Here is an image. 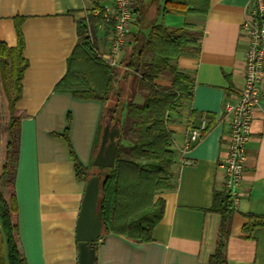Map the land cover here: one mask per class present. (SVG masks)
Segmentation results:
<instances>
[{
    "label": "crops",
    "instance_id": "0c3cea01",
    "mask_svg": "<svg viewBox=\"0 0 264 264\" xmlns=\"http://www.w3.org/2000/svg\"><path fill=\"white\" fill-rule=\"evenodd\" d=\"M111 1L0 0V40L15 46L16 22L20 21L27 60L21 95L15 104L23 113L14 189L19 237L28 264H77L74 232L86 181L76 179L70 149L83 166H90L107 112L103 115L105 105L100 100L75 98L54 86L64 75L78 40L77 21L96 4L105 6ZM137 1L143 0H131ZM251 9V0H209L205 14L163 16L167 26L190 24L191 31L197 33V49L184 52L177 62L192 87L183 102L184 118L169 123L175 142V187L156 195L163 199L164 207L151 240L135 242L108 233L95 245V264H208L220 217L206 209L211 206L213 190L222 187L220 163L228 151L229 117L223 103L234 101L244 85L248 37L243 24ZM150 16H156V11L150 14L147 10L145 23ZM132 28L137 26L133 23ZM98 34L95 43L102 54L107 39L105 33ZM260 86L259 104L252 112L244 149L243 172L235 188L236 210L225 264H264V226L249 233L242 230L246 214L264 215V68ZM189 111L211 123L194 145L181 151ZM68 115L66 140L53 133H63ZM89 171L94 172L95 167Z\"/></svg>",
    "mask_w": 264,
    "mask_h": 264
},
{
    "label": "trees",
    "instance_id": "16d2710c",
    "mask_svg": "<svg viewBox=\"0 0 264 264\" xmlns=\"http://www.w3.org/2000/svg\"><path fill=\"white\" fill-rule=\"evenodd\" d=\"M131 7L137 28L132 29L129 41L121 47L117 65L105 62L97 49L95 39L99 27L105 34L108 28L103 20L104 5L96 4L77 21L78 40L68 56L64 75L54 86L55 90L69 92L75 98L102 101L103 115L111 107L114 118L119 120L112 167L94 166L96 170L90 172L92 164L83 166L70 149L77 180L87 181L92 175L99 177L97 209L102 219L98 241L108 233L135 242L152 239L153 228L161 219L164 207L163 199L156 195L175 187V142L169 123L184 118L183 102L192 87L189 76L177 67V62L184 52L197 49V33L191 31L190 24L170 27L164 23L163 16L205 14L209 0H161L155 10L160 18L151 23H145L147 9L142 2L131 3ZM16 32L15 46L0 40V90L8 108L0 142V264H28L19 237L14 189L19 120L23 113L15 104L21 95L23 71L27 66L18 20ZM187 46L190 49L186 50ZM160 76H167L169 84H158L156 80ZM138 93L140 102L136 98ZM188 115L192 123L200 118L194 117L193 111ZM210 123L207 119L206 130ZM69 124L68 115L63 133L53 134L68 140ZM101 130L102 124L97 143ZM235 199L223 184L213 190L211 206L206 210L218 213L220 220L215 250L208 264H225ZM245 216L243 232L264 226V215Z\"/></svg>",
    "mask_w": 264,
    "mask_h": 264
},
{
    "label": "built area",
    "instance_id": "2783aa9c",
    "mask_svg": "<svg viewBox=\"0 0 264 264\" xmlns=\"http://www.w3.org/2000/svg\"><path fill=\"white\" fill-rule=\"evenodd\" d=\"M250 18L243 24V31L248 37L246 50L244 85L238 91L234 101L225 100L223 109L229 117L227 128V155L220 163L223 171V186L235 195L243 172L244 149L249 136L253 110L260 100V80L264 68V0H251ZM131 0H112L104 6L103 20L108 28L106 51L101 57L111 66L117 65V57L130 39L133 25ZM207 120L200 117L192 123L186 120V136L181 151L194 145L206 131Z\"/></svg>",
    "mask_w": 264,
    "mask_h": 264
},
{
    "label": "water",
    "instance_id": "95a60500",
    "mask_svg": "<svg viewBox=\"0 0 264 264\" xmlns=\"http://www.w3.org/2000/svg\"><path fill=\"white\" fill-rule=\"evenodd\" d=\"M97 152L91 162L93 166L110 168L114 165L119 135V126L114 118L113 109H106ZM99 177L90 176L85 182L83 195L75 223V240L77 242V264H95V243L101 234L102 214L97 209L99 195Z\"/></svg>",
    "mask_w": 264,
    "mask_h": 264
},
{
    "label": "rangeland",
    "instance_id": "374dc122",
    "mask_svg": "<svg viewBox=\"0 0 264 264\" xmlns=\"http://www.w3.org/2000/svg\"><path fill=\"white\" fill-rule=\"evenodd\" d=\"M142 3H143L144 8H146L149 11V13L151 14L152 11L156 10L158 5L161 3V0H143ZM190 16H192V15H188L186 18H191ZM156 17L150 16V19H148V21H149L148 23H151ZM147 26H149V24L146 25L145 27H147ZM98 31H100V32H98L99 34L97 33L98 36H101V34L104 33L102 29H99ZM185 49L186 50L190 49V46H187ZM177 67H179V66L177 65ZM159 80L160 81H158V83H160V84L161 83L163 84L164 82L169 81L167 76H160ZM137 90L140 91L138 88H137ZM139 93H141V92H139ZM139 93L137 94L136 98L139 99L137 101L140 102V101H142V98L140 99L141 96L139 95ZM7 120H8L7 103H6V100H5L1 90H0V142L2 141L1 139H2V136L4 135L5 124H6ZM101 132H102V130H101ZM100 136H101V134H100ZM0 152H1V148H0Z\"/></svg>",
    "mask_w": 264,
    "mask_h": 264
}]
</instances>
